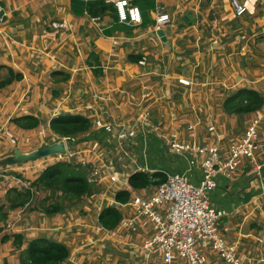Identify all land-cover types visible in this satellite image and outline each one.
<instances>
[{
	"label": "crops",
	"instance_id": "crops-1",
	"mask_svg": "<svg viewBox=\"0 0 264 264\" xmlns=\"http://www.w3.org/2000/svg\"><path fill=\"white\" fill-rule=\"evenodd\" d=\"M241 1L245 13L237 17L229 0H130L142 18L130 26L118 23L110 8L98 19L76 15L71 0H0V160L15 149L28 154L41 143L62 140L49 126L59 115L90 123L86 132L63 140L64 155L0 166L1 203L7 190L31 188L57 158L83 160L101 175L90 196L54 214L31 211L33 202L9 211L1 223L0 264H20L26 242L37 237L66 247L62 264H164L144 249L154 226L131 203L135 196L150 198L157 184L134 189L129 179L139 173L178 175L198 185L202 155L177 154L171 142L228 154L255 116L261 119L253 156L259 168L240 159L232 177H213L215 188L206 197L224 213L216 230L225 247L240 264H264V102L251 114L224 106L241 90L264 99V0L249 6ZM160 11L169 22L157 28ZM59 23L65 29L52 26ZM23 117L36 118L38 126L18 127ZM120 192L129 194L127 202L115 200ZM35 194L38 203L47 196ZM106 207L120 213L112 230L98 222ZM15 236L23 239L20 248ZM195 249L210 264H226L208 242ZM172 264L187 262L174 256Z\"/></svg>",
	"mask_w": 264,
	"mask_h": 264
},
{
	"label": "built area",
	"instance_id": "built-area-1",
	"mask_svg": "<svg viewBox=\"0 0 264 264\" xmlns=\"http://www.w3.org/2000/svg\"><path fill=\"white\" fill-rule=\"evenodd\" d=\"M229 2L237 17L244 15L245 7L241 0H229ZM112 3L118 23L130 26L141 23L140 11L130 0H113ZM4 17L5 13L0 5V25L4 22ZM168 19V15L160 11L156 15L155 23L157 26H162L168 22ZM52 26L60 29L66 27L62 23ZM178 82L182 86L190 84L186 79H179ZM260 122L259 117H252L243 136L228 154L221 153L213 147L171 142L170 147L177 154L191 150L202 155L200 167L203 178L198 185H192L182 176H169L165 182L156 186L150 198L145 200L138 196L132 198L131 203L139 208L140 216H147L154 226L153 235L143 244L147 252L161 257L164 264H172L174 256L185 260L187 264H210L195 249L196 244L204 245L208 242L214 255L220 256L226 264H240L233 249L225 247L222 236L216 230V223L224 213L211 207L206 193L215 188L213 177L216 174L226 178L232 177L240 159L248 160L255 170L259 168L254 163L253 156L258 147L257 133ZM62 139L64 142L68 141L66 138ZM259 147L264 151V144ZM57 159H59L57 162H66L62 158ZM57 162L54 161L53 164ZM74 165L87 172L88 180L92 185L100 182V172L91 169L83 160ZM156 208H160L162 212L158 213Z\"/></svg>",
	"mask_w": 264,
	"mask_h": 264
},
{
	"label": "trees",
	"instance_id": "trees-1",
	"mask_svg": "<svg viewBox=\"0 0 264 264\" xmlns=\"http://www.w3.org/2000/svg\"><path fill=\"white\" fill-rule=\"evenodd\" d=\"M109 8L116 19L115 7L108 0H71V10L76 15L86 13L91 17H99ZM5 80L3 81L5 84L11 81ZM3 85L1 84L0 88ZM263 102V97L257 92L241 90L230 97L224 106L237 115L251 114L257 111ZM16 123L22 129L31 130L38 126L39 121L33 117H23L16 120ZM49 126L53 134L70 140L86 132L90 123L79 115H59L50 120ZM87 175V172L78 165L57 162L46 168L36 180L31 182V188L23 191L15 188L7 190L4 197L5 204L0 200V233L1 223L6 220L8 212L17 207H24L33 202L29 207L31 211L36 210L51 215L90 196L96 188L89 182ZM165 180L166 177L162 174L139 173L129 179V184L134 189H140L151 184L160 185ZM36 192L47 195L41 203L37 201ZM128 198L129 194L126 192H120L115 196V200L120 203L127 202ZM119 219L120 213L116 208L106 207L100 213L98 222L102 228L112 230ZM22 244V237L15 236L17 248ZM68 255L69 252L64 245L45 237H37L26 242L25 248L19 254V261L20 264H62Z\"/></svg>",
	"mask_w": 264,
	"mask_h": 264
},
{
	"label": "water",
	"instance_id": "water-1",
	"mask_svg": "<svg viewBox=\"0 0 264 264\" xmlns=\"http://www.w3.org/2000/svg\"><path fill=\"white\" fill-rule=\"evenodd\" d=\"M64 154H65V145L62 139L53 144L41 143L35 150H33L28 154H22L19 149H15L13 156H8L0 160V166L23 164L25 162L35 161L42 157H48L51 155H64Z\"/></svg>",
	"mask_w": 264,
	"mask_h": 264
},
{
	"label": "rangeland",
	"instance_id": "rangeland-1",
	"mask_svg": "<svg viewBox=\"0 0 264 264\" xmlns=\"http://www.w3.org/2000/svg\"><path fill=\"white\" fill-rule=\"evenodd\" d=\"M244 1V0H243ZM247 6H249V4H253V0H249V3H246ZM248 12H249V9L247 8ZM250 13V12H249ZM34 139L38 140V137H35ZM34 142H32L33 144ZM219 222V221H218ZM218 222L216 223V227L218 226Z\"/></svg>",
	"mask_w": 264,
	"mask_h": 264
},
{
	"label": "clouds",
	"instance_id": "clouds-1",
	"mask_svg": "<svg viewBox=\"0 0 264 264\" xmlns=\"http://www.w3.org/2000/svg\"><path fill=\"white\" fill-rule=\"evenodd\" d=\"M111 3H112V2H111ZM112 4H113V3H112ZM132 4H133V3H132ZM133 5H134V4H133ZM135 6H136V5H135ZM157 14H158V13H157ZM157 14H156V15H157ZM166 14H167V13H166ZM167 15H168V14H167ZM97 18H99V17H96L95 19H97ZM168 18H169V16H168ZM155 19H156V17H155ZM155 19H154V20H155ZM116 21H117V19H116ZM141 22H142V18H141ZM168 22H169V19H168ZM168 22H167V23H168ZM167 23H165V24H167ZM140 24H141V23H140ZM165 24H164V25H165ZM125 25H126V24H125ZM137 25H139V24H137ZM155 26H156L157 28H160V27H161V26H157L156 23H155ZM162 26H163V25H162Z\"/></svg>",
	"mask_w": 264,
	"mask_h": 264
}]
</instances>
